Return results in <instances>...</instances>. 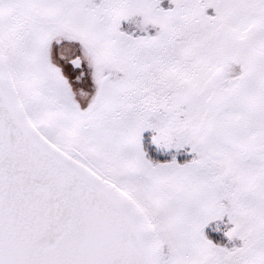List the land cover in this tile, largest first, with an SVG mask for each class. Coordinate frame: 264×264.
<instances>
[{
	"label": "snow or ice",
	"instance_id": "snow-or-ice-1",
	"mask_svg": "<svg viewBox=\"0 0 264 264\" xmlns=\"http://www.w3.org/2000/svg\"><path fill=\"white\" fill-rule=\"evenodd\" d=\"M0 264H264V0H0Z\"/></svg>",
	"mask_w": 264,
	"mask_h": 264
}]
</instances>
